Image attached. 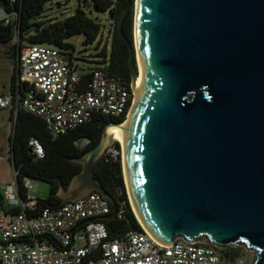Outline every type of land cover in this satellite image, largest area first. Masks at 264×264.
Wrapping results in <instances>:
<instances>
[{
    "label": "water",
    "instance_id": "95a60500",
    "mask_svg": "<svg viewBox=\"0 0 264 264\" xmlns=\"http://www.w3.org/2000/svg\"><path fill=\"white\" fill-rule=\"evenodd\" d=\"M131 7L118 22L136 98L121 146L138 221L161 247H244L264 264V0H135L133 43ZM113 125L58 192L62 203L100 193L114 209L106 222L118 204L94 166Z\"/></svg>",
    "mask_w": 264,
    "mask_h": 264
},
{
    "label": "built area",
    "instance_id": "2783aa9c",
    "mask_svg": "<svg viewBox=\"0 0 264 264\" xmlns=\"http://www.w3.org/2000/svg\"><path fill=\"white\" fill-rule=\"evenodd\" d=\"M4 21L9 24V17ZM76 56L71 49L54 44L31 45L15 58L24 94L0 98V108L14 110L21 104L25 112L44 121L53 138L97 116L127 117L134 98L132 81L112 75L108 59L101 67L85 72ZM84 74L89 75L85 85ZM115 143L104 157H117ZM29 147L35 159H44L40 140L32 139ZM25 188L26 196L22 197L15 172V184L3 193L9 209L0 206V264H226L220 248L182 240L164 248L142 226L143 231L131 230L111 237L102 218L114 209L100 193L93 192L75 202L43 206L32 195L33 180L27 178ZM116 219H125L124 203L118 207Z\"/></svg>",
    "mask_w": 264,
    "mask_h": 264
},
{
    "label": "trees",
    "instance_id": "16d2710c",
    "mask_svg": "<svg viewBox=\"0 0 264 264\" xmlns=\"http://www.w3.org/2000/svg\"><path fill=\"white\" fill-rule=\"evenodd\" d=\"M60 0H0V8L5 11L6 17H9L10 23L0 21V45L11 44L15 38L16 43L11 48V55L14 59L17 55H22L31 45L35 44H54L65 49H71L76 52V47L68 42L70 38L76 35H84V45H99L101 41L102 24L90 17L89 13L93 11L97 14L107 15L115 23V29L112 33V50H109L107 44L104 45L98 55L109 60V72L128 82L131 81V72L129 66V49L124 39L119 35V18L128 6V0H84L86 5H80L72 16L64 20H55L52 22H43L46 4ZM132 7L123 22V32L133 43V25H134V2L130 0ZM59 4V3H58ZM84 7V8H83ZM84 70V69H83ZM87 72L86 70H84ZM89 79L88 74L82 76V84L85 85ZM17 77L13 75L12 94L23 95L24 86H16ZM19 89V91H17ZM16 105V100H15ZM14 126L15 118L16 132L14 128L10 137V153H14V171L17 172V183L22 197L26 196L25 180H39L48 183L51 186L50 194L47 200H40L43 206L60 204L62 200L58 197L60 186L67 188L73 178L82 172V164L76 162V159L84 156L92 150L102 139L103 133L109 124H122L126 117L118 119H108L102 116L95 117L90 123L84 124L77 129L58 138H53L47 131L44 121L23 110L21 104L13 110ZM32 139H38L42 142L45 157L44 159H35L33 150L29 147ZM87 141L83 148L77 146L80 141ZM117 157H101L94 166V176L103 185L106 191L116 200L118 207L121 208L124 203L125 219L111 220L106 222L110 235L113 238L120 237L127 232L143 231L142 227L132 211L130 205L124 172L122 166L121 146L115 143ZM12 160V157L10 158ZM0 206L8 208L4 202V195L0 191ZM18 211V210H17ZM226 263L235 262L240 257L237 249L221 250Z\"/></svg>",
    "mask_w": 264,
    "mask_h": 264
},
{
    "label": "rangeland",
    "instance_id": "374dc122",
    "mask_svg": "<svg viewBox=\"0 0 264 264\" xmlns=\"http://www.w3.org/2000/svg\"><path fill=\"white\" fill-rule=\"evenodd\" d=\"M80 5H86V3H84V0H60L56 2H49L46 4L43 19H39V21L49 23L55 20H64L65 18L72 16ZM89 15L91 18L98 20L103 26L101 38L99 39V41H101L99 49L97 48L96 43L89 46L84 45V35H76L68 40L69 43L76 47V57L78 59L77 61L80 67L86 70L87 72H90L104 65V58L98 54L100 53L105 44L110 47L112 33L115 29V23L110 20L107 15L97 14L94 11L93 13H89ZM16 41L17 38H15V40L11 44L0 45V98H5L6 96L11 95L10 86L13 75L15 74L17 77V73L15 71V59L11 55L10 51ZM133 41L135 42V10ZM12 116H14L13 110H11L10 108H0V191L2 193H4L5 189L9 185L15 184L14 166L12 160H10V137L14 128V119ZM86 145L87 141L85 140L80 141L77 144L80 149ZM33 186L34 188L32 190V195H34L40 200L48 199L51 190V186L48 183L39 180H33ZM232 248L237 249L239 251L240 257L236 259L235 262H229L226 264L253 263L256 256V253L254 251L247 250L244 247H231L228 249Z\"/></svg>",
    "mask_w": 264,
    "mask_h": 264
},
{
    "label": "bare ground",
    "instance_id": "6f19581e",
    "mask_svg": "<svg viewBox=\"0 0 264 264\" xmlns=\"http://www.w3.org/2000/svg\"><path fill=\"white\" fill-rule=\"evenodd\" d=\"M136 44V43H135ZM138 63V61H137ZM138 71H139V68H137ZM140 75V74H139ZM138 75V77H139ZM135 94H134V98H133V102H132V105H134V102H135ZM132 108V107H131ZM130 112V111H129ZM129 115V113H128ZM128 118V117H127ZM126 121L127 119L122 123V124H119V125H113V126H110L108 129H107V134L109 136H111L113 138L114 141L118 142L120 145L122 144V139H123V135H124V130H125V125H126ZM121 150H122V146H121ZM122 166H123V155H122ZM123 172H124V168H123ZM124 179H125V176H124ZM126 183V181H125ZM126 189H127V186H126ZM127 194H128V191H127ZM129 196V195H128ZM130 200V199H129ZM131 204V202H130ZM132 206V205H131ZM133 209V208H132ZM135 214V213H134ZM140 223V222H139Z\"/></svg>",
    "mask_w": 264,
    "mask_h": 264
},
{
    "label": "crops",
    "instance_id": "0c3cea01",
    "mask_svg": "<svg viewBox=\"0 0 264 264\" xmlns=\"http://www.w3.org/2000/svg\"><path fill=\"white\" fill-rule=\"evenodd\" d=\"M5 18H6L5 11H4L3 9L0 8V21H3ZM12 84H13V78H12L11 86H10V88H11V90H10L11 94H12ZM16 86H17V87L20 86V84H19V82H18V79H17V84H16ZM17 91H19V89H18ZM16 94H17V92H16ZM10 109L12 110V108H10ZM11 114H12V113H11Z\"/></svg>",
    "mask_w": 264,
    "mask_h": 264
},
{
    "label": "flooded vegetation",
    "instance_id": "af4514ba",
    "mask_svg": "<svg viewBox=\"0 0 264 264\" xmlns=\"http://www.w3.org/2000/svg\"><path fill=\"white\" fill-rule=\"evenodd\" d=\"M113 48H112V44L110 45L109 47V50L111 51ZM137 68H138V65H137ZM138 70V69H137ZM131 72V71H130ZM223 250V249H222Z\"/></svg>",
    "mask_w": 264,
    "mask_h": 264
}]
</instances>
